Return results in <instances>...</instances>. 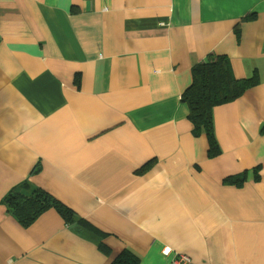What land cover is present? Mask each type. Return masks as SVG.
I'll list each match as a JSON object with an SVG mask.
<instances>
[{
    "label": "crops",
    "instance_id": "0c3cea01",
    "mask_svg": "<svg viewBox=\"0 0 264 264\" xmlns=\"http://www.w3.org/2000/svg\"><path fill=\"white\" fill-rule=\"evenodd\" d=\"M211 54L259 80L213 110L214 156L181 101ZM23 182L96 233L53 210L22 227L1 201ZM164 249L264 264V0H0V264Z\"/></svg>",
    "mask_w": 264,
    "mask_h": 264
},
{
    "label": "trees",
    "instance_id": "16d2710c",
    "mask_svg": "<svg viewBox=\"0 0 264 264\" xmlns=\"http://www.w3.org/2000/svg\"><path fill=\"white\" fill-rule=\"evenodd\" d=\"M191 75V83L182 93L181 101L188 107L193 135L204 134L209 143L210 155L214 156L218 149L213 136V110L238 99L244 92L256 86L259 81L258 75L254 72L248 78L236 79L228 58L213 54L209 55L205 62L194 65ZM244 179L245 173L238 179H228V182L239 185ZM1 203L6 213L22 227L31 226L42 214L53 210L66 224L74 225L77 230L96 233L69 208L28 182L12 188ZM100 246L99 248L104 250ZM110 264H138V258L129 251H124Z\"/></svg>",
    "mask_w": 264,
    "mask_h": 264
},
{
    "label": "built area",
    "instance_id": "2783aa9c",
    "mask_svg": "<svg viewBox=\"0 0 264 264\" xmlns=\"http://www.w3.org/2000/svg\"><path fill=\"white\" fill-rule=\"evenodd\" d=\"M162 255L164 256H172V264H189V259L183 255H176L170 249H164L162 251Z\"/></svg>",
    "mask_w": 264,
    "mask_h": 264
}]
</instances>
